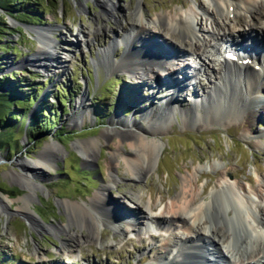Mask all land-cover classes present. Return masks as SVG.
<instances>
[{
    "label": "rangeland",
    "instance_id": "rangeland-1",
    "mask_svg": "<svg viewBox=\"0 0 264 264\" xmlns=\"http://www.w3.org/2000/svg\"><path fill=\"white\" fill-rule=\"evenodd\" d=\"M101 1L44 0L39 11L41 20L25 22L18 17H7L11 31L5 33L3 44L12 49L0 50V76L15 74L9 85L19 83L21 92L29 90L37 98L29 109L24 128L15 130L11 151L5 152L0 158V196H8L14 200L5 207L7 213L0 215V264H156L154 260L165 250L162 248L163 236L156 237L155 240L149 238L147 223L138 226L131 234H121V228L129 230L128 224L133 223L123 220L125 214L121 215V220L115 218L114 224L104 223L99 242L86 243L78 248L77 241H66L68 237L65 233L54 232L49 228L50 225L69 222V214L61 202H90L101 186L110 182V176L116 175L119 181L109 189L111 201L117 200L134 210L137 203L141 204L142 200L147 203L152 198L151 201L157 204L163 202L162 208L154 210L161 214L165 205L169 204V197L180 188L181 173L189 169L192 171L193 168L202 167L198 179L199 187H205V194L210 193L219 183L218 173L225 169L231 168V173L227 174L229 179L248 190L247 178L256 176V167H261V171H264V149L256 146L254 138L255 134L264 132V97L257 104V118L247 113L231 124L215 119L212 104H207L201 113L203 117L197 119L190 116L184 120L178 110L194 106L195 100L203 101L206 91L216 83V73L221 71L218 56L212 54L213 51L216 53V44L213 46L215 50L205 49L209 56L205 58V62L212 71L198 74L195 66L201 64L198 62L191 66L187 57H183L179 61L184 67L183 71L186 70L189 78L193 76L198 82L189 85V80H184L186 83L182 81L183 86L177 89L178 93L168 85L159 91V88L148 85V80L140 82L139 77L134 80L128 78L127 72L113 70L114 61L125 53V43L124 47L115 45L111 60L106 59L103 54L106 47L116 43L130 28L132 13L138 0H115L114 13L126 16L119 26L114 18L105 13L108 7ZM196 2H203L207 9L211 8L210 11L214 8L211 0H142L141 4L145 16L154 18L161 12H180L185 5L195 6ZM32 6L33 4H26V9ZM208 17H204L207 25L211 22ZM245 18L249 22V17ZM241 21L231 22V30L237 33L242 28L239 25L242 24ZM43 27L52 30L49 33L54 45L52 52L57 60L62 61L61 64L51 60L50 66L42 68L31 62L40 50L41 36L35 29ZM150 30L154 32L155 28L150 25ZM153 35L159 37L158 33ZM258 38L264 42V37L260 35ZM162 46L166 49L178 48L180 43L172 40L170 44L163 43ZM190 48L188 53L196 56L192 47ZM182 74L177 72L175 79L179 77L178 80H183ZM162 79L161 82L165 83L163 81L166 79ZM9 85L0 87V90H9ZM155 88L156 92L153 91ZM173 91L177 98L174 103L178 104L175 108L179 112L160 126L164 130L157 138L163 142L164 151L157 167L141 180H134L123 163L116 174L111 172L108 163L111 148L115 147L114 140H104L102 132L110 126L112 118L137 119L141 121V125L150 126L151 123L142 117L148 118L146 113L152 112L156 119L159 115L156 112L160 110L158 108L167 101L169 92ZM83 94L85 99L80 102L79 98ZM60 95L66 98V103L60 101ZM261 96H264V90ZM39 108L57 117L56 127L45 129L42 133L26 132L28 123ZM244 108L247 110L249 106ZM54 110L57 112L54 113ZM85 111L88 113L86 120L76 125L73 119L81 118ZM247 120L253 124V131L245 126L244 122ZM91 139L98 140L101 148L95 163L88 165L77 143ZM52 141L61 143L65 150L53 162L52 168L48 169L44 180H34L42 187L38 190V197L30 202V208L47 229L37 231L30 226L25 213L22 214L18 209L19 205H23L20 198L30 192L25 187L26 184L15 176L16 172H23L18 160L33 162L47 143ZM216 162L223 163L215 166ZM261 171L259 170L260 174L264 175ZM255 187L260 188L256 184ZM250 195L256 199L254 193ZM128 219L131 220L130 217ZM115 224L119 226L116 230ZM75 230L80 231L76 227ZM83 232L86 234L85 230ZM64 242L77 247L75 252H65L62 248Z\"/></svg>",
    "mask_w": 264,
    "mask_h": 264
},
{
    "label": "bare ground",
    "instance_id": "bare-ground-1",
    "mask_svg": "<svg viewBox=\"0 0 264 264\" xmlns=\"http://www.w3.org/2000/svg\"><path fill=\"white\" fill-rule=\"evenodd\" d=\"M141 1L138 0L132 13L133 22L129 24L130 28L125 31L121 39L103 50L104 57L111 60L115 45L126 44L124 55L114 61L113 70L130 73L141 78L139 80L142 81L148 80L146 83L159 88V91L166 85L177 90L183 86L181 83L184 80L186 82L189 80V84L197 83L193 76L189 78L187 72L183 71V65L179 62L181 57H187L186 60L191 66L199 62L201 65L195 66L198 74L212 71L213 69H210L205 62V58H209L205 49L215 50L213 41L224 42L227 47H231L227 44V40L229 37H236L238 40L234 43L230 41V45L241 50L245 49L247 54H252L260 63L244 66L228 60L225 63L218 60L219 64L223 65V69L216 73L217 82L206 91L205 99L195 100L194 106L178 110L184 120L190 116H195L197 119L203 117L201 113L205 106L212 104L215 119L225 124H231L239 117H245L247 113L257 118L259 115L257 104L264 97L261 96L264 90V42L258 40V36L264 37L262 35L264 34V0H211L214 7L212 11L211 8L207 9L203 2L199 4L196 2L195 6L185 5L180 12L176 10L161 12L154 18L145 16ZM101 2L108 7L105 13L114 18L118 26L121 25L122 19L126 16L114 13L115 0ZM205 15L211 19L208 25L204 21ZM246 16L249 17V22ZM233 20L238 23L242 20V24H239L242 28L238 29L237 33L231 30L230 24L234 22ZM150 25L155 28L154 32L150 30ZM35 31L41 37L40 50L37 56L31 59L33 65L48 67L51 60L61 64L62 61L57 60L55 53L52 52L54 45L49 37L52 30L43 27ZM153 33H158L159 37H154ZM172 40L179 42L180 46L167 49L162 46L163 43L170 44ZM85 41L88 42L86 39ZM190 47L196 56L188 53ZM249 47L250 50L247 51ZM216 52L221 55L219 49H216ZM222 57L224 59V54ZM257 64L262 70L255 69ZM177 72L183 73L181 76L183 80H178L179 77L175 79L174 75ZM162 78L166 79L163 81L165 83L161 82ZM157 88L153 91L156 92ZM175 97L174 91L169 92L167 101L162 103L158 108L160 110L156 112L159 113L156 119L152 116V112L146 113L148 118L142 117L143 120L151 123L150 126L141 125V121L137 119L123 120L116 116L112 118L110 126L102 132L104 140H114L115 147L111 148L108 163L111 172L116 174L123 163L134 180H141L148 177L157 167L164 151V144L157 136L164 130L160 127L161 124L170 121L173 114L179 112L175 108L178 107V104L174 103L177 101ZM79 99L83 102L85 94ZM244 106L249 108L245 110ZM85 112L81 118L73 119L76 125L86 120L88 113ZM206 114L210 116L207 111ZM244 124L253 131L250 120ZM255 136L256 146L264 149V132ZM245 137L248 136L245 134ZM77 145L83 151L85 163L93 165L100 153L99 141L91 139L80 141ZM64 150L65 147L61 143L52 141L47 143L33 162L18 160L23 172H16L15 177L23 181L30 192L20 198L23 205H19L18 209L22 214L25 213L30 226L37 231L47 229L39 216L30 208V202L38 197V190L42 187L34 180H44L48 169L52 168L53 162ZM223 162H216L214 165L219 166ZM256 168L255 178L252 176L247 178L249 190L229 179L227 174L231 168H228L218 173L219 183L208 194L204 193L205 187L203 189L199 187L198 178L202 167L182 172L180 188L169 197V204L165 205L161 214L160 211L156 213L154 210L162 208L163 202L157 204L151 201L152 198L147 203L142 202L143 200L141 204L137 203L134 210L123 206L117 200L111 201L109 189L119 181L116 175H111L110 182L104 183L90 202L62 201V206L69 214V222L50 225L49 228L54 232L65 233L68 237L66 241H77L76 246L80 248L86 243L99 242L104 223L114 224L115 218L121 220V215L125 214L133 223L128 224L129 230L121 228V234H131L138 226L146 223H151V226H146L148 233L151 230L152 232L161 230L149 234L152 240L163 236L162 248L165 250L154 260L156 264H264V175L259 172L261 167V169ZM255 184L260 188L255 187ZM252 193L255 194L256 199L251 197ZM161 200L163 201L164 198L162 197ZM12 202L14 200L8 196H0V215L7 213L5 207ZM155 224L159 225L158 230L154 229ZM75 227L80 231L75 230ZM118 227L115 224L114 229ZM77 247L74 248L66 242L62 246L65 252H75Z\"/></svg>",
    "mask_w": 264,
    "mask_h": 264
},
{
    "label": "trees",
    "instance_id": "trees-1",
    "mask_svg": "<svg viewBox=\"0 0 264 264\" xmlns=\"http://www.w3.org/2000/svg\"><path fill=\"white\" fill-rule=\"evenodd\" d=\"M44 0H0V50L8 51L12 49L7 47V44H3L5 33H10L11 28L8 25L7 17H18L21 21L31 22L35 19L41 20L42 16L41 3ZM33 4L32 7L26 9V4ZM24 18V19H22ZM15 74L8 73L0 76V87L5 88L14 80ZM21 85H9V90H0V158L5 152L11 151L14 139L13 135L15 130L23 129L27 117L29 115V109L36 101L37 96L31 92L20 90ZM65 92V89H62ZM60 101L66 103V98L60 95ZM57 110H54L56 113ZM57 125V117L51 116L47 110L39 108L34 116L31 118L26 132H45V129L49 130Z\"/></svg>",
    "mask_w": 264,
    "mask_h": 264
},
{
    "label": "water",
    "instance_id": "water-1",
    "mask_svg": "<svg viewBox=\"0 0 264 264\" xmlns=\"http://www.w3.org/2000/svg\"><path fill=\"white\" fill-rule=\"evenodd\" d=\"M28 61V60H27Z\"/></svg>",
    "mask_w": 264,
    "mask_h": 264
}]
</instances>
